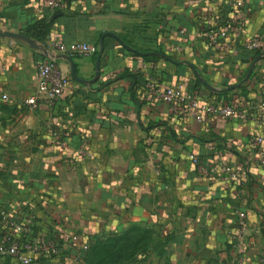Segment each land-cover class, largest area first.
<instances>
[{"label": "crops", "instance_id": "obj_1", "mask_svg": "<svg viewBox=\"0 0 264 264\" xmlns=\"http://www.w3.org/2000/svg\"><path fill=\"white\" fill-rule=\"evenodd\" d=\"M229 1L65 0L53 11L42 0H0L1 28L23 33L48 17L47 48L89 43L91 55L72 57L79 77H94L100 53L94 81L71 78L54 103L33 106L26 100L44 56L0 37V87L9 97L0 100V208L29 229L27 239L59 247L31 264H76L88 240L122 232L147 237L133 264H264V44L245 48L264 35V0H238L236 16ZM168 86L237 103L244 116L175 114L157 93ZM61 128L64 148L53 137ZM0 264L20 263L1 255Z\"/></svg>", "mask_w": 264, "mask_h": 264}, {"label": "built area", "instance_id": "obj_2", "mask_svg": "<svg viewBox=\"0 0 264 264\" xmlns=\"http://www.w3.org/2000/svg\"><path fill=\"white\" fill-rule=\"evenodd\" d=\"M51 10L57 11L65 7V0H42ZM230 5L234 8V16L238 15V0H230ZM209 40L215 44L219 36L218 30L212 28L209 29ZM264 44V35L260 34L251 38L245 45L248 50L261 49ZM54 53H63L72 56L75 55H91L94 52V48L86 42L73 41L62 42L57 41L50 49ZM60 60H54L44 57L43 60L38 62L36 66V94L26 100L28 104L36 106L38 101L47 104L54 103L64 89L68 85L71 76L69 69H63L59 62ZM159 98L172 104V111L175 114H179L183 110H187L190 116L198 122L205 121L212 117L219 118H232L235 116H244L243 111L239 108L237 103H213L210 101H203L194 93L180 90L177 86H168L164 89L157 91ZM8 95L4 93L0 87V100H8ZM264 107V102L260 103ZM69 132L65 128L58 129L54 132V143L64 148L68 145ZM263 141L261 135H256L252 138L251 143L254 146H259ZM84 147V146H83ZM81 153L85 157L91 156L89 151L81 149ZM193 162L198 165V171L201 173H207V168L198 163L197 157H193ZM260 163L264 166V150L260 151ZM224 172H230L228 167H222ZM239 231L245 230V213L243 211L237 212ZM0 222L4 226V233L0 239V256L8 255L13 257L20 264H31L37 253H49L51 255H57L59 247L56 244L50 243L41 235L33 236L31 239H27V233L29 229L16 221H13L7 211L0 208ZM13 232L16 233L13 234Z\"/></svg>", "mask_w": 264, "mask_h": 264}, {"label": "trees", "instance_id": "obj_3", "mask_svg": "<svg viewBox=\"0 0 264 264\" xmlns=\"http://www.w3.org/2000/svg\"><path fill=\"white\" fill-rule=\"evenodd\" d=\"M51 23L52 18L36 19L23 30V33L44 42ZM145 237L135 238L129 236L128 232H122L103 239L88 240L87 247L80 257L81 260L76 264H133L136 261L137 253L146 251L147 246L143 245Z\"/></svg>", "mask_w": 264, "mask_h": 264}, {"label": "water", "instance_id": "obj_4", "mask_svg": "<svg viewBox=\"0 0 264 264\" xmlns=\"http://www.w3.org/2000/svg\"><path fill=\"white\" fill-rule=\"evenodd\" d=\"M107 34L114 36L112 33H107ZM0 37H7V38H11V39L21 41V42L27 44L29 47L36 49L37 51L42 53L43 56L46 58H50V59H54V60H60V61H66L68 64V67H69L68 69H69V73H70L71 78L73 80L79 82V83L89 84L98 77L100 53H99L98 58L95 62L94 77L91 79H83L77 75L73 59L70 55L63 54V53H54L49 48H47L43 43L39 42L38 40H36L34 38H31V37L25 35L22 32H17V31H13L10 29H5V28L0 27ZM100 43H101V41H100Z\"/></svg>", "mask_w": 264, "mask_h": 264}]
</instances>
